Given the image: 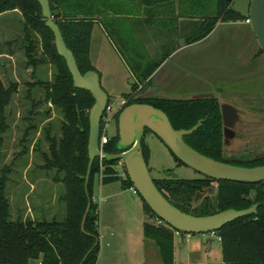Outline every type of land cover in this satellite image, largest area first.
I'll return each mask as SVG.
<instances>
[{"label":"trees","instance_id":"16d2710c","mask_svg":"<svg viewBox=\"0 0 264 264\" xmlns=\"http://www.w3.org/2000/svg\"><path fill=\"white\" fill-rule=\"evenodd\" d=\"M49 1L52 10L59 11L54 21L59 26L65 43L73 53L83 75L91 71L97 72L91 62L92 37L95 26L103 22L120 47L133 55L129 61L137 83L133 86V93L126 96L132 99L125 107L133 104L151 105L163 111L177 131L191 130L203 120L202 126L185 138V142L195 151L213 160L234 166L245 168L264 166V156L227 159L223 155L222 116L217 99L171 101L151 100L133 95L139 87L143 86V90L150 85V78L168 58L169 51L159 62H151L148 53L142 47L146 41H139L140 44L135 46L126 39L124 29L115 28V19H113V16H133L130 20L135 30L154 26L155 37H159L157 28L169 22L157 18L156 13H160V10L163 11L170 4L178 3L179 16L189 21V24L182 28L181 37L190 45L206 39L220 19L225 23L247 21V17L230 8L231 1L124 0V3L121 0L119 7L125 10L115 9L112 0ZM129 5H132L131 9L127 8ZM142 8L144 9L141 10ZM9 12H19L23 17L22 49L27 66L33 69L34 76H37L36 71L44 65L52 70L51 80H43L37 76L36 82L31 87L42 90L44 101L62 117L60 135L52 134V124L49 123L42 130L43 139L39 144L45 140L49 146L48 153H41L44 159L41 170L49 174L53 173V182L64 187V195L59 201L65 205V216L62 220H48L45 215L42 218L39 216L25 218L21 214L16 220H12L7 188L14 169L12 165L0 166V264H97L100 253V231L99 207L93 201L96 181L102 176V184L120 182L124 190H132L133 184L124 167L125 177L116 169L119 162L104 160V168L101 169L100 160L96 159L88 184L91 210L85 222V233L82 231V220L89 202L85 191V178L89 165V112L95 101L89 92L74 88L67 64L56 50L54 34L46 26V19L37 0H0V16ZM143 14L145 17L141 19ZM260 55H263L261 49ZM17 91L16 84L7 85L0 75V162L3 157L5 136L9 131L7 110ZM119 114L114 117L117 124ZM106 117L107 115L104 119ZM104 119L101 136L104 133ZM32 130L38 131V126H33ZM118 142L119 134L110 138L105 146V152L121 153L117 148ZM142 152L146 163L149 164L150 153L144 139ZM171 155L178 166H185L172 153ZM154 183L174 207L195 217L211 216L230 209L247 210L258 205L255 214L225 226L216 233V236L221 239L223 261L220 264H264V186L262 184L215 181L203 176L192 180L154 179ZM211 190L214 191L213 194ZM141 201L147 217L144 227L145 237L155 242L164 264H174V236L177 231L166 224L156 226L157 215L142 198Z\"/></svg>","mask_w":264,"mask_h":264},{"label":"rangeland","instance_id":"374dc122","mask_svg":"<svg viewBox=\"0 0 264 264\" xmlns=\"http://www.w3.org/2000/svg\"><path fill=\"white\" fill-rule=\"evenodd\" d=\"M111 2L115 9H124L119 7L121 0ZM250 4L251 0H232L230 8L243 17H249ZM22 19L19 12H9L0 16V75L7 85L16 84L18 87L7 110L9 131L5 136L0 166L12 165L14 169L7 188L12 220H16L21 214L25 218L36 216L42 218L45 215L48 220H62L65 216V205L59 199L64 195V187L53 182V173L41 170L40 167L44 165L41 153H48L49 146L45 140L39 144L43 139L42 130L49 123L52 124V134L60 135L62 117L44 101L42 90L31 87L37 76L43 80H51L52 70L44 65L36 71L35 77L33 69L27 66L22 49ZM117 19L120 20V16ZM126 23L129 24L128 21ZM222 23L225 22L220 19L213 30L216 32L214 34L212 32L205 41L190 44L193 46L182 54L184 56L182 60L185 59L182 67L178 66L177 60L171 62L170 68L178 69L176 74L178 77L175 80L172 81L170 78L171 82L166 84L162 83L161 78H156L151 92H148V86L143 90L141 86L133 95L151 100L171 101L213 98L221 105L234 106L240 110L242 122L239 126V136L225 149L227 159L262 157L264 56L260 55V48L250 24H246L245 21L231 22L226 24L233 25L217 28ZM125 27L129 28L125 31L126 39L135 46L140 44L139 41H146L142 47L148 53L151 62H159L169 51V48L162 47L161 37H155L154 26L145 27L143 30L140 29L141 31L124 24ZM177 41L170 47V52L178 49ZM185 45L188 43H184L183 47ZM121 50L125 57L108 36L103 25L95 26L91 62L102 76V87L110 98L112 112L105 118V121L109 122L107 134L110 138L118 136V124L114 115L129 104L132 98L126 96L133 93L132 81L137 83L129 61L132 54L122 48ZM33 126H38V131L32 130ZM144 143L150 153L148 166L153 179L200 178L196 171L186 166H178L169 149L152 132L145 134ZM116 169L120 175L125 172L122 164H118ZM116 186L120 187L121 183L116 182ZM133 196L141 201L139 195ZM103 204L102 201L98 203L100 210ZM111 216L112 211L105 208L100 219L104 222L110 221ZM175 235L177 264L222 263L220 243L211 234L208 237L213 241L211 245L202 235L184 234V238L180 233L176 232ZM202 239L204 241L199 242Z\"/></svg>","mask_w":264,"mask_h":264},{"label":"water","instance_id":"95a60500","mask_svg":"<svg viewBox=\"0 0 264 264\" xmlns=\"http://www.w3.org/2000/svg\"><path fill=\"white\" fill-rule=\"evenodd\" d=\"M37 2L40 4L42 15L46 19V26L54 34L56 50L67 64L74 88L89 92L95 101L89 112V165L85 178V191L89 202L82 220L84 233L85 222L91 210L88 191L90 174L95 160L100 158L122 164L136 193L159 219L182 235L207 236L216 234L234 221L246 218L256 212L257 207L254 206L251 209L241 211L230 209L211 216H191L174 207L156 187L142 152V143L146 131L156 135L182 164L196 171L200 176L215 181L262 184L264 186V166L245 168L219 162L200 154L185 142V138L196 132L203 121H200L191 130L177 131L163 111L147 104H133L123 108L118 118L119 142L117 148L121 153L102 152L100 149L101 127L109 106V95L102 87L99 73L91 71L83 75L80 72L73 53L68 49L61 30L54 21L59 15V11L52 10L49 0H37ZM249 18L252 31L264 55V0H251ZM102 25L120 53L125 57V53L121 50L112 32L103 22ZM184 43L185 40L182 39L180 45L183 46ZM132 82L135 85L136 82L134 80ZM222 114L226 125H228L227 121L230 118H238L237 111L228 104L222 105ZM213 193L214 191L211 190V194Z\"/></svg>","mask_w":264,"mask_h":264},{"label":"crops","instance_id":"0c3cea01","mask_svg":"<svg viewBox=\"0 0 264 264\" xmlns=\"http://www.w3.org/2000/svg\"><path fill=\"white\" fill-rule=\"evenodd\" d=\"M129 7L132 8V5H129L127 8ZM156 16L160 20H164V22H169V24L164 23L162 26L157 28L159 37L163 40L162 47L164 49L169 48V56L150 78L151 84L147 87L148 92H151L154 88V79L161 78L162 83L169 84L171 82L170 78H172L173 81L178 77L176 75L178 69L170 68L171 62L173 60H177L178 66L182 67L184 64L183 62L185 61V59L182 60L184 57L182 54L193 46L185 45L183 47L180 45V42L183 39L181 37L182 28L187 26L189 21L179 16L178 3L168 5L166 9L163 11L160 10V13L158 14L156 13ZM117 17L118 16H115V18H113L115 19V25H119L115 26L117 30H129V28H126L127 26L124 28V24L129 27L133 26L130 20L131 17L120 16V20L117 19ZM247 18L250 19L249 17ZM126 21H128L129 24H127ZM245 23L247 24V21H245ZM230 25L233 24L222 23L219 24L217 28L220 26L227 27ZM215 32L216 30L212 34ZM206 39L202 41H205ZM176 40H178V49L170 52V47H172ZM100 77L102 84V76L100 75ZM187 79H189L188 76ZM131 192L133 195L135 194L132 190H124L121 186H116V183L107 185L102 184L100 176L96 181L93 201L97 205L100 201L104 203L101 207L102 210H100V206L98 205L100 253L97 264H164L155 242L145 237L144 227L147 222V217L143 209V203L139 199H136ZM105 208L106 210L109 208V210L112 211V220H106L104 222L100 219V217L103 210L105 211ZM175 236L174 245L176 240ZM181 236L184 238V235L181 234ZM202 236L203 239H206L210 245L212 244L213 241L208 239L210 235ZM212 236L216 237L218 241V237L216 235ZM203 239L199 242H203ZM218 243L220 242L218 241ZM174 264H177L176 246Z\"/></svg>","mask_w":264,"mask_h":264},{"label":"flooded vegetation","instance_id":"af4514ba","mask_svg":"<svg viewBox=\"0 0 264 264\" xmlns=\"http://www.w3.org/2000/svg\"><path fill=\"white\" fill-rule=\"evenodd\" d=\"M144 8H142L141 10H143ZM143 12V11H142ZM145 16L143 14V16L141 15V19H143ZM133 18V16H131V19ZM100 24V23H99ZM102 24V23H101ZM140 32V31H139ZM223 105V104H222ZM222 105L220 103V108H221V116H222V134H223V155L227 158L226 155V147L228 146V144H230V142L234 141L235 139H237V137L239 136V126L241 125V115H240V110L235 108L234 106H232L236 111H237V115L238 118H230V120L227 121V124H225L224 119H223V114H222ZM203 121V120H201ZM200 122V121H199ZM198 122V123H199ZM204 122V121H203ZM202 122V124H203ZM198 125V124H197ZM196 125V126H197ZM202 126V125H201ZM195 133V132H194ZM147 134V133H145ZM233 158H237V157H233ZM257 158V157H255ZM258 209V205H255ZM254 207V206H253ZM252 207V208H253ZM251 209V208H250ZM257 211V210H256ZM256 213V212H255ZM254 213V214H255Z\"/></svg>","mask_w":264,"mask_h":264},{"label":"built area","instance_id":"2783aa9c","mask_svg":"<svg viewBox=\"0 0 264 264\" xmlns=\"http://www.w3.org/2000/svg\"><path fill=\"white\" fill-rule=\"evenodd\" d=\"M247 24H250V19L247 20ZM110 112H112V106H111V105L108 106L105 115H108V113H110ZM117 114H118V113H116L115 115H117ZM115 115H114V117H115ZM104 124H105V127H104V133H103V135L101 136V139H100V149H101L102 152L105 151V146H106V145L109 143V141H110V137H109L108 134H107V129H108V127H109V122H108V121H105V119H104ZM99 160H100V166H101V169H102V168H104V165H103V164H104V160H103L102 158H100ZM125 176H126V175L123 174V177H125ZM100 177L102 178V176H100ZM132 191H133L135 194H137L136 191H135V189H132ZM155 224H156V226H161V225H164L165 223H164L161 219L157 218V219L155 220ZM212 235H216V234H212ZM218 241L220 242L221 239L218 238Z\"/></svg>","mask_w":264,"mask_h":264}]
</instances>
